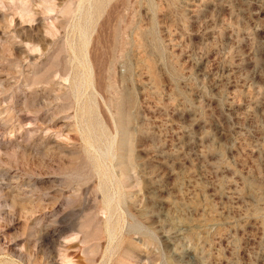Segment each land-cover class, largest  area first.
Wrapping results in <instances>:
<instances>
[{
	"label": "rangeland",
	"instance_id": "374dc122",
	"mask_svg": "<svg viewBox=\"0 0 264 264\" xmlns=\"http://www.w3.org/2000/svg\"><path fill=\"white\" fill-rule=\"evenodd\" d=\"M0 264H264V0H0Z\"/></svg>",
	"mask_w": 264,
	"mask_h": 264
},
{
	"label": "bare ground",
	"instance_id": "6f19581e",
	"mask_svg": "<svg viewBox=\"0 0 264 264\" xmlns=\"http://www.w3.org/2000/svg\"><path fill=\"white\" fill-rule=\"evenodd\" d=\"M83 9V8H82ZM83 19V18H82ZM79 27H80V25H78ZM79 29V28H78ZM79 32H81L82 33V43H83V45H82V50H81V55L85 58L84 60H82L81 61V63H82V65L86 68V70H88V72L87 73H85V82L88 84V85H91V83H92V73H91V64H90V62H89V59H88V48H89V44H90V39L87 37V34L85 33L86 31L84 30V28L81 26V28H80V31ZM88 32V31H87ZM81 43V44H82ZM72 49H73V52H74V54H75V56L77 57L78 56V54H77V52H75V50H74V48L72 47ZM83 76V77H84ZM82 80H84L83 78H82ZM84 82V83H85ZM90 139V138H89ZM91 146L92 147H94L93 146V143H91ZM100 152V151H99ZM111 152V151H110ZM103 153H105V152H103ZM106 154V153H105ZM109 175V174H108ZM120 184L122 185V182H120L119 183V186H120ZM121 187V186H120ZM103 192H105V191H103ZM107 199V203H106V205H107V208L109 209V210H111L110 209V206H111V202H112V200L113 199H110L109 197H107L106 198Z\"/></svg>",
	"mask_w": 264,
	"mask_h": 264
}]
</instances>
